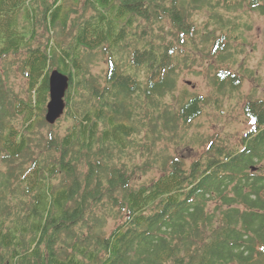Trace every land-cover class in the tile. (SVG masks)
<instances>
[{
	"label": "trees",
	"instance_id": "obj_1",
	"mask_svg": "<svg viewBox=\"0 0 264 264\" xmlns=\"http://www.w3.org/2000/svg\"><path fill=\"white\" fill-rule=\"evenodd\" d=\"M242 10L264 16V0H0V264H264V99L244 102L236 143L213 134L192 162L157 164L159 145L188 141L242 88L243 36L223 14ZM199 40L217 62L213 100L176 96ZM14 63L26 97L8 85ZM55 69L70 78L62 137L45 120Z\"/></svg>",
	"mask_w": 264,
	"mask_h": 264
},
{
	"label": "rangeland",
	"instance_id": "obj_2",
	"mask_svg": "<svg viewBox=\"0 0 264 264\" xmlns=\"http://www.w3.org/2000/svg\"><path fill=\"white\" fill-rule=\"evenodd\" d=\"M224 16L232 18L240 25V33L243 38L236 39L232 42L231 54L234 55L235 65L233 70L239 68L245 70V81L238 93H230L226 96H218V104L211 106L207 112L200 117L194 125L187 131L186 139L179 141L177 145L171 146V143H162L159 145L157 154L158 165L167 155L182 156L186 162L190 163L205 151L204 140L213 134H219L220 139L236 143L240 132H245L248 128L246 121L243 119L242 107L248 98L264 99V16L257 12L240 11L225 12ZM208 10L195 12L193 19L195 24L203 30V21L207 20ZM209 45L203 44L201 40L197 46H191L190 54L193 60L188 61L192 66L184 67V71L178 80V88L176 96H182L183 90H187L191 94H199L213 100L218 93L216 87L212 84V75L210 69L217 66L214 58L208 55L204 57ZM14 60V59H12ZM12 62L11 59L8 63ZM5 64V63H4ZM8 69L7 82L15 94L26 97L27 80L18 72L17 64ZM90 71L92 75L99 76L107 69L105 57L98 55L93 57L90 62ZM171 106L174 105L172 97L165 100ZM71 121L62 118L56 125L52 126L59 137L65 135ZM51 126H43L41 131L47 137L50 134ZM33 150L37 149L33 145ZM1 169L5 167H1ZM0 169V170H1ZM4 170V169H3ZM160 175L159 168L147 172L143 176L138 177L137 185L142 182L148 183ZM19 199V198H18ZM114 221L109 222L108 229L113 228Z\"/></svg>",
	"mask_w": 264,
	"mask_h": 264
},
{
	"label": "water",
	"instance_id": "obj_3",
	"mask_svg": "<svg viewBox=\"0 0 264 264\" xmlns=\"http://www.w3.org/2000/svg\"><path fill=\"white\" fill-rule=\"evenodd\" d=\"M70 88V78L55 69L49 76V102L45 120L49 125H55L65 115L67 108L66 95Z\"/></svg>",
	"mask_w": 264,
	"mask_h": 264
}]
</instances>
